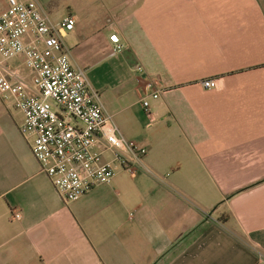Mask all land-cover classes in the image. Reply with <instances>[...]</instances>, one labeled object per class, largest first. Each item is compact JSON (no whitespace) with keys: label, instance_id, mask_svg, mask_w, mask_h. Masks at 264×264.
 Instances as JSON below:
<instances>
[{"label":"crops","instance_id":"crops-1","mask_svg":"<svg viewBox=\"0 0 264 264\" xmlns=\"http://www.w3.org/2000/svg\"><path fill=\"white\" fill-rule=\"evenodd\" d=\"M35 1L75 18L73 62L148 152L66 203L0 96V264H264V0Z\"/></svg>","mask_w":264,"mask_h":264},{"label":"built area","instance_id":"built-area-1","mask_svg":"<svg viewBox=\"0 0 264 264\" xmlns=\"http://www.w3.org/2000/svg\"><path fill=\"white\" fill-rule=\"evenodd\" d=\"M0 14V96L24 116L21 134L66 203L99 186L110 185L119 170L132 172L148 150L129 142L93 88L87 70L73 62L67 38L76 28L68 16L56 22L35 0H8ZM113 55L124 46L110 36ZM21 59L32 72L33 86L9 64ZM13 69V70H11ZM218 89L216 79L200 82ZM141 103L151 118V99L160 91L148 82ZM13 218L20 220L15 211Z\"/></svg>","mask_w":264,"mask_h":264},{"label":"rangeland","instance_id":"rangeland-1","mask_svg":"<svg viewBox=\"0 0 264 264\" xmlns=\"http://www.w3.org/2000/svg\"><path fill=\"white\" fill-rule=\"evenodd\" d=\"M77 35V34H76ZM78 41L79 40H75V33L74 34H70V37H69V41H68V44L70 47H73L74 49V53L73 55H75V51L76 50H80V49H83L84 47H80V45H78ZM76 43V44H75ZM85 50V48H84ZM76 61L81 65V67H83L84 69L85 68V65H87L83 59H79V57H75ZM10 66L12 68H14L16 71H19L20 74L25 78L26 80V83L30 86H33V75H32V72L23 64L22 60L21 59H15V60H12L9 62ZM88 76V74H87ZM145 135H146V131H145ZM146 137H148V134L146 135ZM123 171V169H122ZM121 172V170H119L117 173H116V176L119 175ZM211 213V211L209 212ZM217 214L214 215V217H216ZM260 251H262L260 249Z\"/></svg>","mask_w":264,"mask_h":264}]
</instances>
